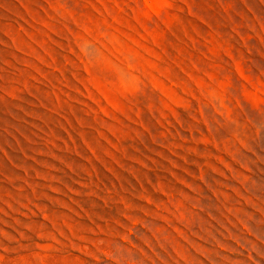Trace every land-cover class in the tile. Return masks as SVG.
<instances>
[{
	"label": "rangeland",
	"instance_id": "1",
	"mask_svg": "<svg viewBox=\"0 0 264 264\" xmlns=\"http://www.w3.org/2000/svg\"><path fill=\"white\" fill-rule=\"evenodd\" d=\"M0 264H264V0H0Z\"/></svg>",
	"mask_w": 264,
	"mask_h": 264
}]
</instances>
